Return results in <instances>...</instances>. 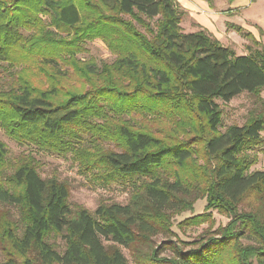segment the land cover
I'll return each instance as SVG.
<instances>
[{
  "label": "trees",
  "instance_id": "16d2710c",
  "mask_svg": "<svg viewBox=\"0 0 264 264\" xmlns=\"http://www.w3.org/2000/svg\"><path fill=\"white\" fill-rule=\"evenodd\" d=\"M185 16L177 0H0V71L9 76L0 131L68 157L95 184L131 190L125 204L73 210L64 181L41 177L30 153L9 163L0 140V237L8 246L0 264H128L118 246L168 232L169 216L200 197L228 223L196 247L170 242L173 257L153 251L145 261L264 264V171L249 170V151L264 142V112L220 131L216 102L246 92L264 105V44L231 25L249 41L236 54L204 28L183 31ZM94 39L115 56L100 68L78 57ZM136 116L169 130L152 131ZM51 234L63 238L62 252Z\"/></svg>",
  "mask_w": 264,
  "mask_h": 264
},
{
  "label": "rangeland",
  "instance_id": "374dc122",
  "mask_svg": "<svg viewBox=\"0 0 264 264\" xmlns=\"http://www.w3.org/2000/svg\"><path fill=\"white\" fill-rule=\"evenodd\" d=\"M180 4V2L177 0ZM183 8V6L180 4ZM184 9V8H183ZM185 10V9H184ZM183 31L197 30L188 20V14L181 22ZM192 27V28H191ZM237 32V31H235ZM239 37L234 36L228 42H223L224 46L233 48L236 54L245 53V45L249 42L238 33ZM82 51L78 57L84 60L92 61L97 68H100L104 63H111L115 56L110 52L106 45L100 39L87 41L83 44ZM6 72L0 71V88L5 87V82L8 80ZM75 86L79 84L74 80H69ZM260 96L264 99V89L260 92ZM221 109V124L220 131H224L230 125H242L249 115L253 112H264V105L257 102L255 97L251 94L243 92L228 102L216 100ZM137 121H144L152 131L159 133L160 131L166 133L169 129V124L166 122L151 121L149 118L142 120L140 117H134ZM264 138V130L260 133ZM0 140L6 145L7 161L13 164L18 157L24 154H32L37 163V169L41 177L47 178L51 176L57 177L64 181L69 188V205L71 209H76L81 206L93 213L97 206L101 203H119L125 204L131 194L129 186L113 183L106 187L95 184L89 177L81 175L75 164L68 158L62 157L41 150H37L34 146L21 145L16 141L7 137L0 131ZM254 161L250 167V171L262 170L264 171V142L256 148L249 151ZM190 208L183 211L174 212L169 217V230L166 233H158L152 236L149 242L145 245L139 244L132 249L118 246L120 251L125 256L128 264H154L145 261L146 255L156 251L158 258L173 257V251L170 242L176 246L181 247L183 251L196 247L199 242L206 240L210 236H216L219 228L224 227L230 217L223 213H219L215 209H205L206 200L204 197L191 200ZM256 204L257 202L254 201ZM247 203L240 205V209L246 208ZM207 213L208 216L202 222L197 224H189L185 220L197 214ZM11 219L18 221L19 217L14 209L10 212ZM55 249L62 252L64 249V240L60 235L51 234L48 238ZM243 245L252 244L249 239L242 238ZM111 245V243H106ZM8 246L0 237V262L8 258ZM164 264V263H162Z\"/></svg>",
  "mask_w": 264,
  "mask_h": 264
},
{
  "label": "crops",
  "instance_id": "0c3cea01",
  "mask_svg": "<svg viewBox=\"0 0 264 264\" xmlns=\"http://www.w3.org/2000/svg\"><path fill=\"white\" fill-rule=\"evenodd\" d=\"M194 27L210 32L221 43L239 35L236 25L250 32L264 44V0H214L210 6L204 0H178ZM192 28V27H191ZM195 31L189 30L188 32Z\"/></svg>",
  "mask_w": 264,
  "mask_h": 264
}]
</instances>
